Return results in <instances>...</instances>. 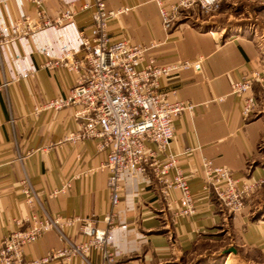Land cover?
<instances>
[{
    "label": "crops",
    "instance_id": "obj_1",
    "mask_svg": "<svg viewBox=\"0 0 264 264\" xmlns=\"http://www.w3.org/2000/svg\"><path fill=\"white\" fill-rule=\"evenodd\" d=\"M102 1L105 9L130 7L107 22L112 38L153 44L144 56L153 57L157 64L202 59L196 73L180 69L171 78L158 80V89L166 91L170 101L194 104L172 119V140L157 155L177 156L175 167L185 176L193 211L173 216L172 206L166 205L160 192L162 184L146 166L144 171H122L121 192L107 236L112 264H227V260L234 264L239 258L226 250L234 245L257 252L264 261V214H256L254 207L264 202L261 191L253 194V205L247 198L241 210L230 213L205 188L200 169V160L205 158L212 166L226 167L237 185L262 180L264 188L262 90L253 86L258 110L243 122L238 97L229 88L231 81L251 70L264 69V0H218L216 10L207 15L199 9L189 12L168 31L159 23L153 0ZM91 2L45 0L47 20L55 21L65 5L76 13L61 26H48L0 45V241L23 227L21 220L32 212L87 217L100 229L108 226L102 219L110 210L107 174L99 168L102 158L95 141L64 140L79 126L71 106L35 110L73 83L72 73L55 61L64 50L78 48L80 30L89 33L92 10L80 6ZM37 10L32 0H0V30L10 32L11 24L23 15L38 18ZM147 145L155 148L153 143ZM168 172L173 173L174 168ZM26 177L42 209L37 202H26ZM66 180L67 187L59 190ZM53 190H57L55 194ZM171 196L176 199L179 191L172 190ZM66 233L72 241L79 240L73 228ZM61 245L57 231L51 229L25 246L23 256L38 259ZM87 257L99 264L95 252ZM51 264L84 263L72 256Z\"/></svg>",
    "mask_w": 264,
    "mask_h": 264
},
{
    "label": "built area",
    "instance_id": "obj_2",
    "mask_svg": "<svg viewBox=\"0 0 264 264\" xmlns=\"http://www.w3.org/2000/svg\"><path fill=\"white\" fill-rule=\"evenodd\" d=\"M32 1L38 7V18L23 15L11 24L10 32L0 30V45L13 41L15 37L32 35L48 26H61L76 13V10L65 5L52 22L44 18L45 0ZM153 1L158 8L159 23L165 31L174 27L175 22L191 8L197 7L202 14H209L219 7L218 0ZM87 7L92 10L89 33L80 30L78 48L64 50L55 61L72 73L73 83L62 95L39 103L35 110H59L71 106L79 126L67 133L64 140L90 138L95 141L96 152L102 158L99 168L107 174L105 187L109 193L110 210L102 219L108 226L100 229L87 217L59 218L45 211L42 216L32 212L21 220L23 227L1 239L0 264H51L72 256L78 257L84 264H92L87 257L91 251L95 252L99 264H112L114 256L109 250L107 236L113 225V209L121 192V172L128 168L139 171H144L145 166L149 168L162 184L160 192L166 205L172 206L173 216L189 215L193 211L192 195L185 176L175 167L177 156L166 153L163 158H159L157 155L165 152L172 140V119L183 110L192 109L194 104L187 100L170 101L167 92L158 89V80L171 78L180 69H191L196 73L200 69L201 57L157 64L153 57L144 56L153 44L144 46L129 42L122 36L112 38L109 34L107 22L118 14L128 12L130 7L105 9L102 0H92L89 5L84 3L80 6ZM254 85L261 88L264 96V69L251 70L230 82V93L238 97L239 116L243 122L253 117L258 110ZM149 142L155 145L154 149L148 148ZM170 168H174L171 174L168 172ZM200 169L203 171L205 188L230 213L241 210L249 193L262 182L253 180L249 184L237 185L226 167L212 166L205 158L200 160ZM73 176L76 177V173ZM23 182L26 202L29 205L33 201L37 202L42 209L41 200L29 179L26 177ZM67 184L68 180L62 182L59 190L67 187ZM172 190L179 191L176 199L171 196ZM56 191L53 190V194ZM69 228L78 233L77 242L67 235L66 229ZM51 229L57 231L62 245L38 259H24V247Z\"/></svg>",
    "mask_w": 264,
    "mask_h": 264
},
{
    "label": "rangeland",
    "instance_id": "obj_3",
    "mask_svg": "<svg viewBox=\"0 0 264 264\" xmlns=\"http://www.w3.org/2000/svg\"><path fill=\"white\" fill-rule=\"evenodd\" d=\"M199 8L195 7L194 9H189L185 14H189V12H193L194 10L198 11ZM203 15H207V14H203ZM263 185V184H262ZM261 184L257 185V187H255L250 193L249 196L247 197L248 199L250 198V203L251 205H253V202H251L252 200V196L253 194H255L258 190L261 191V194L264 196V188ZM246 198V199H247ZM264 198V197H263ZM256 211L262 209L264 210V202L261 204H258L256 206ZM255 211V212H256ZM227 251H229L230 253H232V255H235L236 257L239 258V260L235 261L234 264H264L263 259L258 255L257 252L253 251V250H248L246 248H241L238 246H228V248L226 249ZM227 264L230 263V260L226 261Z\"/></svg>",
    "mask_w": 264,
    "mask_h": 264
},
{
    "label": "trees",
    "instance_id": "obj_4",
    "mask_svg": "<svg viewBox=\"0 0 264 264\" xmlns=\"http://www.w3.org/2000/svg\"><path fill=\"white\" fill-rule=\"evenodd\" d=\"M256 214L262 215V214H264V210L260 209V210L256 211Z\"/></svg>",
    "mask_w": 264,
    "mask_h": 264
}]
</instances>
